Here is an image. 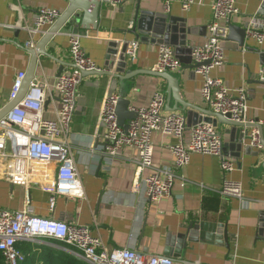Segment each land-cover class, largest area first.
Here are the masks:
<instances>
[{
	"label": "crops",
	"instance_id": "1",
	"mask_svg": "<svg viewBox=\"0 0 264 264\" xmlns=\"http://www.w3.org/2000/svg\"><path fill=\"white\" fill-rule=\"evenodd\" d=\"M182 1L130 0L118 8L102 4L95 27H90L89 21H76L79 30L86 35L82 39V46L99 67L105 68L110 43L136 40L139 42L138 63L129 65L123 75L134 70L152 71L158 58L159 44L152 40L142 41L137 36L141 32L137 29L140 20L145 17L143 11L183 20L193 31L188 36L190 49L207 40V26L213 18L212 4L215 0H203L201 5L193 6L189 12L182 11ZM167 2L168 10L165 9ZM260 4L259 0H236L240 14L231 23L241 26L250 22V17L256 15ZM68 6V0H0V110L11 102L8 97L18 73L26 74L30 66L31 50L26 47L30 35L25 26L33 25L40 8L56 9L62 15ZM132 22L134 27L130 29ZM53 26L47 28L46 33ZM65 27L46 46L48 56L39 57L35 78L53 82L61 72L71 68L65 35L70 26ZM44 35H36L34 49ZM263 54L264 44L258 45L252 39H246L244 47H240L236 40H229L223 67L211 73L229 89L243 87L249 94L247 119L256 125L246 123L252 126L243 129L249 134L246 145H250V135L254 129L261 127L264 135V66L259 59ZM189 56L188 53L183 55L188 59ZM182 65L181 72H171L180 79L182 97L196 107L211 110L201 95L202 77L195 74L193 68H188L184 63ZM109 82H112V91L119 96L123 86L131 107L148 105L153 93L159 91L165 98L164 113L184 115L173 110L175 102L172 93L167 82L161 78L138 74L121 84L119 80L109 77L84 75L78 86L69 140L86 199L58 197L55 210L51 212L49 195L39 190L33 182L30 191L33 214L89 226L93 235L100 237L108 250L129 248L155 256H163L168 247V237L184 233L191 223H213L221 225L222 231H228L229 247L223 240L220 244H212L198 239L186 243L179 258L172 257L174 264H264V233L261 234L264 231L261 228V218L264 217L263 150L253 149L252 153L243 150L238 158L229 148L232 141L230 133H225L228 126L222 125L216 129L222 132L224 145H228L225 154L236 164L233 173L224 175L218 157L201 154H193L185 168L176 169L174 157L167 147L177 143V138L154 133V167L174 171L178 179L170 198L163 199L159 204L152 203L144 192L143 175H140L141 178L138 176V152L135 149L122 150L111 164L106 158L105 129L99 125V114ZM47 100L49 104L45 107V116L53 119L52 99L48 96ZM188 137L189 131H186L185 138ZM257 152H260L259 156L254 154ZM148 173L149 170L144 175ZM138 177L140 188L134 192L133 184ZM180 177L186 179L185 187L179 184ZM225 178L242 184L243 202L220 195ZM25 202L23 187L0 178V209L21 211ZM42 244L72 253L53 241H42ZM172 248L176 251V243Z\"/></svg>",
	"mask_w": 264,
	"mask_h": 264
},
{
	"label": "built area",
	"instance_id": "2",
	"mask_svg": "<svg viewBox=\"0 0 264 264\" xmlns=\"http://www.w3.org/2000/svg\"><path fill=\"white\" fill-rule=\"evenodd\" d=\"M102 4L118 8L130 0H100ZM203 0H183L182 11L189 12L193 6L201 5ZM166 10L169 3H166ZM213 18L208 24V37L204 44L192 48L193 70L203 79L201 95L211 111L223 116L230 115L233 121L252 123L247 119L249 94L243 87L229 89L220 78L211 75L225 63L226 43L229 25L240 14L236 0H215L212 4ZM35 14L33 25H26L30 35L26 47L36 46V35H44L46 29L54 25L61 16L60 11L40 8ZM134 22L130 24L133 29ZM76 23L65 32L69 44L71 68L63 71L53 82L35 78L24 99L0 121V178L14 186L25 189L26 202L21 211L0 209V253L6 264H22L26 256L18 248L22 243H31L37 249L42 241L63 243L87 264H174L166 256L146 255L134 249L108 250L100 237L94 236L89 226L78 222H65L36 217L30 200L32 184L49 195V210L54 212L58 197L85 200L84 186L72 153L70 127L76 112L77 91L85 72H101L86 53L82 39L86 36ZM247 39L258 45L264 44V29L252 24L246 31ZM128 47L125 58L129 65L138 63V41H121ZM182 63L175 50L168 45H159L158 58L152 69L157 73L181 72ZM25 78L18 73L8 100L16 99ZM48 96L53 103L54 118H46ZM120 96L112 91V82L102 102L99 125L105 129V154L110 164L118 154L127 148L138 152L137 172L143 175L144 192L152 203L159 204L170 198L176 180L174 171L157 169L153 165L155 146L154 133L177 138V143L167 148L174 157L176 169L185 168L193 154L216 156L220 159L224 175L236 170L234 160L224 152V144L216 127L209 123H199L188 128L181 114L164 113L165 98L162 93H153L148 105L131 107L136 118L129 121L125 131L118 123L116 107ZM189 137L185 138V132ZM250 146L262 151L260 131L254 129L250 135ZM149 170L150 173L144 175ZM142 176H140L141 178ZM181 187L186 179L180 177ZM139 177L134 181L133 191L140 188ZM225 198L244 201L243 186L238 181L225 178L220 189ZM195 264V263H194Z\"/></svg>",
	"mask_w": 264,
	"mask_h": 264
},
{
	"label": "water",
	"instance_id": "3",
	"mask_svg": "<svg viewBox=\"0 0 264 264\" xmlns=\"http://www.w3.org/2000/svg\"><path fill=\"white\" fill-rule=\"evenodd\" d=\"M261 2L258 11L254 17H250V22L245 23L241 26L229 25V40H236L240 47L245 46L246 42V31L250 24L264 29V0ZM69 6L67 10L57 19L52 29L44 35L42 41L38 44L36 49L29 51L30 54V66L25 74L22 87L15 100L11 101L9 105L0 110V121L4 118L9 111L14 107L18 106L20 102L26 96L32 81L35 79L36 70H38L39 57L48 56L46 46L51 42L56 34H59L65 26H72L78 21L82 20V23L90 22V27H95L99 17L100 7L102 2L100 0H68ZM145 17L140 20L138 31H141L138 38L142 41L152 40L153 43L159 45H168L174 47L175 54L180 63L188 65V68H195L197 65H192L193 58L191 56L192 49L188 48V36L193 33L192 29L187 27V24L183 20L178 18H169L163 14H152L143 11ZM66 28V27H65ZM133 33L136 34L134 30ZM128 44H120V42H112L109 44V49L106 58V67L101 72H85L84 75H94L97 77H109L111 79H117L124 83V81L131 79L138 74H146L153 77L161 78L167 82L172 97L174 99V111L182 112L185 124L188 128L195 126L199 123H209L215 127L226 125L228 128L225 133H230L232 144L230 149L234 150L235 156L241 157L243 150L245 153H252L253 148L248 144L246 145L249 134L243 132V129L252 126L246 123H239L233 121L230 115L223 116L217 114L211 110H204L200 107H196L184 100L180 88V79L173 76L171 72L157 73L154 71H143L134 70L127 71L129 66L125 53ZM188 53L189 59L183 57L184 54ZM261 65L264 66V54L259 57ZM192 65V67L190 66ZM62 73V72H61ZM60 73V74H61ZM59 74V75H60ZM49 102H46V106ZM131 101L127 98V93L121 87L120 99L116 107V115L118 118L119 125L127 131L129 121L136 118V113L131 111ZM192 120L193 123H192ZM256 128V127H254ZM260 143L263 146L264 153V135L262 128L260 127ZM219 136L222 137V132H218ZM224 144V143H223ZM228 145H224V152H227ZM260 152L254 153L259 156ZM261 228H264V217L261 218ZM264 231L261 232L263 234ZM198 239L201 241H207L212 244H220L223 242L229 247L228 231L225 229L222 231L221 225L208 223V222H196L191 223L184 233H180L177 236L170 235L168 237V247L163 256L169 258H179L186 243L195 242ZM176 251L172 247L175 246ZM172 258V259H173ZM174 261V260H173ZM189 264V263H187Z\"/></svg>",
	"mask_w": 264,
	"mask_h": 264
},
{
	"label": "trees",
	"instance_id": "4",
	"mask_svg": "<svg viewBox=\"0 0 264 264\" xmlns=\"http://www.w3.org/2000/svg\"><path fill=\"white\" fill-rule=\"evenodd\" d=\"M56 244L73 250L63 243ZM18 248L26 256V260L22 264H87L84 260L72 253L44 246V244L38 245L36 250H33L34 247L31 243H22L18 245ZM0 264H6L1 253Z\"/></svg>",
	"mask_w": 264,
	"mask_h": 264
}]
</instances>
